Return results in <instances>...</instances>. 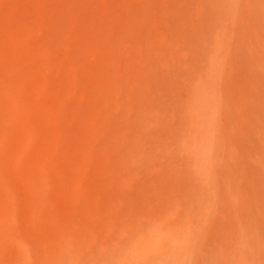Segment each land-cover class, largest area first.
I'll list each match as a JSON object with an SVG mask.
<instances>
[{
	"label": "rangeland",
	"instance_id": "1",
	"mask_svg": "<svg viewBox=\"0 0 264 264\" xmlns=\"http://www.w3.org/2000/svg\"><path fill=\"white\" fill-rule=\"evenodd\" d=\"M233 23L212 0H0V68L9 71L4 74L6 88L17 95L27 93L35 100L31 109L49 119L50 104L37 103L26 83L28 51L42 61L53 60V78L45 82L46 88L66 103L60 114L68 116V126L62 129L70 144L59 145L56 159L73 158L68 166L57 160L61 178L53 173L46 180L52 188L66 187L67 200L55 204L56 209L68 207L76 219L80 207L87 215L78 219L101 227L104 237L137 241L157 236L161 223L175 226L178 212L201 228L191 236L188 254L178 264H264V55L249 42L257 39L248 29L238 36L244 27ZM243 25L258 26L250 16ZM217 31L234 42L227 46V73L220 75L224 87L216 104L220 137L218 144L211 141L214 149L208 147L213 152L207 150L216 164L201 175L185 147V138L190 137V90L192 80L205 73ZM99 33L108 43H101ZM15 40L29 44L20 45L17 52ZM60 59L66 61L65 74ZM77 61L84 69L75 85ZM91 65L98 77L104 73L110 81L91 80L87 72ZM95 85L106 91L96 92ZM6 88L0 87V93ZM79 110L88 118L94 112L107 127L96 144L90 125L78 118ZM0 114L15 120L23 132V119L1 104ZM0 128L8 132L1 120ZM6 142L14 143L11 138ZM34 149L53 154L38 144ZM3 158L0 155V161ZM10 168L21 177L16 159ZM74 184L81 188L83 200H70L67 188ZM15 186L22 189L20 182ZM7 190L0 185V193ZM24 191L28 200L29 192ZM41 207L46 211L50 203ZM91 241L81 246L86 263L110 257L104 248L90 246ZM53 246L51 250L43 244L46 264H56L52 251L65 256L74 248L72 243Z\"/></svg>",
	"mask_w": 264,
	"mask_h": 264
},
{
	"label": "bare ground",
	"instance_id": "2",
	"mask_svg": "<svg viewBox=\"0 0 264 264\" xmlns=\"http://www.w3.org/2000/svg\"><path fill=\"white\" fill-rule=\"evenodd\" d=\"M212 1L229 15V20L234 22L233 25L235 24V27H244V30L238 31V36H241L248 29L250 36L257 39L249 42H254L264 55V0ZM249 16L257 22L258 26L256 28H251V25L250 27L243 25ZM98 36L102 44L108 43L106 36L101 33ZM228 36L231 37L232 35ZM231 42L234 41L228 39V37H222L221 32L217 31L213 37L212 44L209 46L205 73L192 80L194 85H192L190 90L192 94L190 98L191 109L187 118L190 137L185 138V147L188 156L191 158L192 166L201 175L211 171L209 170L210 165L212 167L216 164L214 156L212 158V154L207 150H211L212 153L214 146L211 145V141L216 139L218 144V138L220 137L217 116L219 106L216 108V104L218 105V97L224 92V87L220 82L222 80L220 79L222 75L224 76L227 73L228 54H230L227 46H231ZM28 44L25 41L22 44L15 40L12 46L18 52L20 51V45L26 46ZM251 52L254 51L252 50ZM24 59L29 65V71L25 77L28 88L33 90L37 103L48 102L53 112L50 114L49 119L46 120L40 111L34 110V108L31 109L35 100L30 99L27 93L17 95L18 93H13V91L6 88V75L4 77V74L9 71L0 68V87L6 88L4 92L0 93V104L11 110L17 118L24 120V130L20 132L16 122L14 123L15 120L11 122L0 114V120L5 123L8 130L6 132L0 128V155L4 157L0 161V172L3 169L11 178V184H6L0 175V185H4L9 189L6 193H0V264H46L48 258L42 252L44 243L51 250H54V243L64 245L72 243L74 245L73 250L69 251L65 256L58 255L52 251L51 260L53 263L88 264L85 262L84 246H81L85 243L89 245L88 242L90 240H92L91 243L93 244H90V246L95 249L96 247L104 248L108 251L107 254L110 255L108 259L94 264H169V260L170 264L180 263L188 254L187 250L192 245L191 236L201 231L200 226L189 221L185 214L175 213V226L167 227L166 224L161 223V230H152L151 228L153 232L154 230L157 233L160 231V234L158 233L159 236L155 233L157 236H153L150 239H143V237L137 241V238L110 237V234L108 237H104L107 235L101 227H96L89 222L78 219L80 217L83 219L87 215L82 212L84 210L80 207L79 214L81 216L76 219L72 218L68 207L63 208V210H58L54 207L55 204L62 200H67L68 196L63 194V189L66 190V187L52 188L46 184V180L53 173L57 175L58 179L61 178L57 160L68 166V162L72 161L73 158L64 155L56 159L59 145L67 146L70 144V139L66 137L62 129L68 126V116L60 114L65 111L66 103L55 91L47 90L46 88L47 84L45 82L53 78V60L48 57L42 61L28 51L24 54ZM59 67L64 74L67 72L68 67L65 59H60ZM83 69L84 67H82L80 61H77L72 74V80L75 85L79 84L77 74ZM96 71L94 65L87 68L91 80L96 78L94 81H110V78L104 73L98 77ZM11 80L14 85L19 82L12 75ZM94 89L98 93L106 91L105 88L96 85ZM90 110L93 111L94 107L90 106ZM93 113L91 112L88 118L79 110L78 118L90 125L94 133L93 142L96 144L107 127ZM33 136L43 140L37 142ZM8 138H11L14 143L6 142ZM35 144H38L43 150L53 151V154L45 156L44 154L36 153ZM209 145L212 148L209 149ZM204 156L208 157V159L210 158L209 161H207L208 159L205 160ZM14 159L20 165L21 177L10 168ZM85 165L87 166V164ZM207 168L209 169L207 170ZM75 176L77 175L75 174ZM17 182L21 183L22 189H16L17 185L15 186V184ZM24 189L29 192L28 200L25 199L26 192ZM67 190L70 200H83L84 194L78 185H71ZM55 200L60 201L55 202ZM47 203H50V208L45 211L41 205L44 206ZM19 206L24 208L23 212L18 210ZM14 221L19 222V225L13 224ZM110 229L112 230L113 226ZM173 231H176V233ZM153 232L152 234H154ZM89 234L91 235L89 236ZM88 236L90 240L86 241Z\"/></svg>",
	"mask_w": 264,
	"mask_h": 264
}]
</instances>
